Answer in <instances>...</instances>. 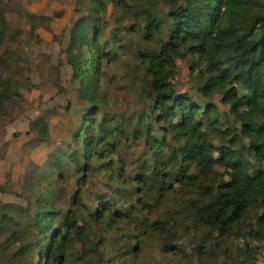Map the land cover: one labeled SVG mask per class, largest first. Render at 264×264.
<instances>
[{"label": "rangeland", "instance_id": "obj_1", "mask_svg": "<svg viewBox=\"0 0 264 264\" xmlns=\"http://www.w3.org/2000/svg\"><path fill=\"white\" fill-rule=\"evenodd\" d=\"M102 4L105 10L91 0H0V30L4 32L0 77L10 78L11 88L19 94L0 107V140L4 142L0 145V190H4L0 192V203L18 206L14 222L0 223V264H36L43 249L35 240L41 235L25 215L40 205L38 198L49 200L58 210L52 230H66L62 223L65 219L70 224L63 248L64 264H264V224L257 220L260 210L252 204L238 227L228 234L219 236L206 228L196 208L212 198L210 193L229 178L230 171L220 160L204 171L197 161L182 160L177 150L184 146V138L177 125L174 128L157 123L151 112L152 99L147 89L142 90L145 70L134 65V52L150 44L157 46L166 38L165 29L154 32L149 40L141 35V19L138 23L125 20L120 29L113 30L118 9L109 0H102ZM63 5L74 12L71 26L79 17L90 22L98 18L99 22L100 32L95 35L100 49L97 53L102 54L95 97L98 111L90 124L87 144L83 138L73 139L80 123H74V118H79L80 112L82 116L87 114L91 104L80 99L79 82L72 79L65 53L68 31L52 36L53 47L32 32L60 18L66 10L60 9ZM31 8L33 13L29 12ZM167 9L160 4L157 13L163 16ZM142 14L145 16L144 11ZM51 26L57 28L54 23ZM26 43L34 53L46 47L34 63L35 74H44L37 81L26 77ZM190 66L195 68L193 74ZM198 67L197 57L184 51V56L176 59L177 73L171 82L177 93H186L196 104L198 119L205 105L216 107V129L207 125L204 131L206 140L219 149L206 157L215 159L220 146L234 151L247 143L240 132L237 135L241 142L230 140L232 127L240 129L241 121L223 101L241 88L232 83L225 92L226 88L202 94L197 88L205 79ZM50 83L58 93H51ZM49 100L53 102L47 107ZM39 116L50 120L53 138L32 146L35 131H31L30 124ZM63 121L66 127L61 132ZM26 125L29 131L23 134ZM13 127L21 131H16L15 141L9 143ZM117 128L123 130L121 135ZM9 148L12 154L7 155ZM171 148L177 155L169 154ZM249 161L252 167H247L248 172L254 165L264 166V157ZM154 163L161 164L158 175L145 171ZM181 163L186 165L189 178L182 175ZM81 167L86 171L80 186ZM11 168L22 172L18 186L11 181ZM153 222L164 223L165 230L152 229ZM12 232L17 236L11 237ZM22 243L31 247L26 253L20 252ZM46 244L47 240L40 241V246Z\"/></svg>", "mask_w": 264, "mask_h": 264}, {"label": "trees", "instance_id": "obj_2", "mask_svg": "<svg viewBox=\"0 0 264 264\" xmlns=\"http://www.w3.org/2000/svg\"><path fill=\"white\" fill-rule=\"evenodd\" d=\"M91 1L93 5L97 3L104 6L102 0ZM109 1L118 9L113 30L120 29L119 26L125 20L138 23L141 19L144 27L141 35L149 40L154 32L161 33L165 29L166 38L159 41L157 46L150 44L148 47L136 48L134 65L145 70L142 90L147 89L148 97L152 99L151 112L155 121L174 128L177 125L184 138V146L177 150L182 160L197 161L201 164L202 171L220 160L230 171L229 178L222 180L210 193L209 198H212L196 208L200 221L213 234L225 235L238 227L254 204L260 210L257 220L264 224V166L254 165L252 172L247 169L248 166L252 167L249 159L258 161L264 157V0ZM160 4L168 7L163 16L157 13ZM141 7L143 10H140ZM97 19L90 22L85 17H79L74 21L68 29V45L65 49L72 68V79L79 82L77 93L80 99L91 104L73 135V139L83 138L86 144L89 143L87 133L91 129L90 124L98 111L95 97L102 69V54L97 53L100 49L95 36L100 32ZM17 34L18 31L14 33L15 36ZM3 39L4 32L0 30V45ZM186 50L197 57L199 75L205 79L197 88L199 92L208 95L216 89L226 88L225 92L232 88H228L232 83H237L241 88L239 93L223 101L229 103L230 111L241 121L240 129L232 127L230 140L235 144L241 142L237 135L240 132L247 138V143H241L243 145L236 147L234 151L220 146L222 149L215 159L206 157L208 152L219 149L212 141L206 140L204 131L207 125L216 129L219 116L216 107L212 104L205 105L201 111L202 117L198 119L196 104L192 103L186 93L179 94L172 87L171 81L177 73L176 59L183 57ZM106 65H110V62ZM190 68L193 74L195 68ZM10 83V78L0 77V107L19 96ZM176 119L178 120L174 123ZM30 129L35 131V136L30 140L32 146L49 140L46 117L35 118ZM117 129L115 130L121 135L123 130ZM146 129L148 130L147 127ZM101 141L104 142V137ZM152 147L153 145L150 149ZM177 151L171 148L169 154L177 155ZM85 157L88 156L84 155ZM47 163L48 160L45 165ZM179 167L182 175L189 178L186 165L181 163ZM79 170L83 172L82 182H77L81 186L86 167ZM148 170L158 175L161 164L154 163L152 169L148 166L145 171ZM26 177L30 183L27 174ZM39 199L40 205L36 210L25 215L27 222L36 227L41 235V238L35 240L36 245L43 249L38 253L36 264H44L46 260L47 264H64L63 248L70 224L65 219L62 223L66 230H52L53 219L58 210L49 200ZM16 208L18 206L8 202L0 203V223L14 222L18 213ZM151 227L160 232L165 230L162 222H153ZM15 236L17 234L12 232L11 237ZM44 240H47V244L40 246V241ZM23 243L20 252L26 253L24 251L31 247L28 243ZM245 262L248 263V260Z\"/></svg>", "mask_w": 264, "mask_h": 264}, {"label": "crops", "instance_id": "obj_3", "mask_svg": "<svg viewBox=\"0 0 264 264\" xmlns=\"http://www.w3.org/2000/svg\"><path fill=\"white\" fill-rule=\"evenodd\" d=\"M60 9H66V10H63L64 12H63V14L61 15V17L60 18H58V19H55L56 21H58L57 23L58 24H56L53 20H51L50 21V24H49V26L48 27H42V26H37L36 28H35V30L34 31H32L33 32V35L34 36H38L41 40H42V42H45V43H47V44H49V45H52V47L54 46V42L52 41V36L54 35V34H57L58 32H60V31H62V30H65L66 32L68 31V29L71 27V18L72 17H74V12H73V10H71V9H69L66 5H63ZM59 9V10H60ZM34 9L33 8H31V10L29 11V12H31V13H33L34 11H33ZM51 23H54L56 26H57V28H55V26H51ZM29 26V25H28ZM23 29H25L24 27H23ZM25 32H29V31H25ZM26 36H28V34L26 35ZM26 45H27V48H25L24 49V55H26V57L27 58H25V62H27L28 63V68H29V70H27V68H26V71H27V74H26V77L27 78H32V79H36V80H34V81H37L39 78H42V77H44V74H43V72H39L38 74H35L36 72H35V70H34V63L35 64H37L38 63V61L40 60V57H41V55L42 54H44L45 52H46V47H42L41 49H39V51H36L35 53H34V50L33 51H30L29 50V46H28V44L26 43ZM26 52H28V55H27V53ZM39 57V58H38ZM38 58V59H37ZM36 59V60H35ZM64 84V83H63ZM61 85L62 87H64L65 88V86L64 85ZM48 87L50 88V91H51V93L53 92V94H56V93H58V92H56L55 91V85L54 84H48ZM45 90H47L48 91V89L47 88H45ZM42 91V90H41ZM42 95V94H41ZM53 101L52 100H49V101H47L46 102V105H47V107H50V104L52 103ZM54 105V104H53ZM58 105H62V104H58ZM67 105H69V104H66L65 106H64V108H66V106ZM81 117H82V112H80V116H79V118H74L75 119V121H74V123H76V122H78L80 119H81ZM49 122H50V120L48 121V133H49V137H52L53 138V135L51 134V131H50V124H49ZM64 123V125H62L61 127H60V129H61V132L65 129V127H66V122L65 121H63V122H61V124H63ZM5 129V128H4ZM16 131H21V130H18V128H12V130H11V132H10V138L8 139V142L9 143H13L14 141H15V133H16ZM29 130H28V128H27V125L26 126H24V130H23V134H26L27 132H28ZM31 133V132H30ZM29 133V134H30ZM45 143H47V142H45ZM2 144H4V142L2 141V140H0V145H2ZM38 150V148H36V149H34V151H37ZM8 154H12L11 152H10V148H9V150H8V153H7V155ZM17 169V168H16ZM18 170V169H17ZM5 171V170H4ZM10 175H11V181H12V183H14L15 185H17L18 186V184H16V183H18L19 182V177H20V175H22V172L20 173V171L18 170V171H16L14 168H11L10 169ZM22 177V176H21Z\"/></svg>", "mask_w": 264, "mask_h": 264}]
</instances>
